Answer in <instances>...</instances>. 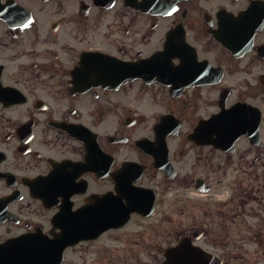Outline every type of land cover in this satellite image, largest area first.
Listing matches in <instances>:
<instances>
[{
    "label": "flooded vegetation",
    "instance_id": "flooded-vegetation-1",
    "mask_svg": "<svg viewBox=\"0 0 264 264\" xmlns=\"http://www.w3.org/2000/svg\"><path fill=\"white\" fill-rule=\"evenodd\" d=\"M0 86V264H264V0H0Z\"/></svg>",
    "mask_w": 264,
    "mask_h": 264
},
{
    "label": "rangeland",
    "instance_id": "rangeland-1",
    "mask_svg": "<svg viewBox=\"0 0 264 264\" xmlns=\"http://www.w3.org/2000/svg\"><path fill=\"white\" fill-rule=\"evenodd\" d=\"M111 243L115 244L114 246H117V242L114 241V240H112V239H111ZM116 249H117V248H115L114 251H116ZM113 253H114V254H113ZM117 255H118V253L113 252V251L111 250V255H110V257L112 256L111 258H112V260L115 261V262H116V260H117ZM89 257H90L93 261H97V260H99V259L101 258V255L97 254L96 252H93V253L90 254V256H88V258H89ZM115 262H114V263H115ZM114 263H111V264H114Z\"/></svg>",
    "mask_w": 264,
    "mask_h": 264
}]
</instances>
